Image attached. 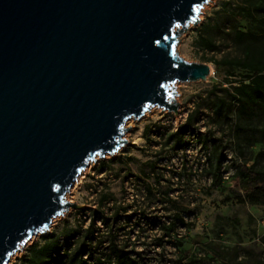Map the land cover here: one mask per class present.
Listing matches in <instances>:
<instances>
[{
    "label": "water",
    "instance_id": "95a60500",
    "mask_svg": "<svg viewBox=\"0 0 264 264\" xmlns=\"http://www.w3.org/2000/svg\"><path fill=\"white\" fill-rule=\"evenodd\" d=\"M209 2L0 0V264L85 207L67 194L129 119L180 115L177 83L213 72L177 48Z\"/></svg>",
    "mask_w": 264,
    "mask_h": 264
},
{
    "label": "rangeland",
    "instance_id": "374dc122",
    "mask_svg": "<svg viewBox=\"0 0 264 264\" xmlns=\"http://www.w3.org/2000/svg\"><path fill=\"white\" fill-rule=\"evenodd\" d=\"M242 3L243 0H210L202 8L201 22L191 25L181 36L177 47L180 54L187 60L210 64L213 72L206 81L177 83L180 115L153 107L140 120L129 119L126 127L131 128L125 134L128 143L115 155L98 157L92 162L67 194L68 200L84 205L87 210L71 208L55 218L47 233L33 236L9 263L16 264L18 260L23 263L24 256L31 255V249L56 236L62 239L64 233L77 229L80 224L86 227L102 193H111L117 204L129 205L128 212L117 221L121 239L131 237L137 241L135 237L141 235V241L144 237L151 241L163 233L160 217L168 221V215L184 206L188 209L187 220L195 221V226L188 230L178 228L176 233L185 237L183 251L188 250L190 258L202 261L197 264L264 263V204L240 202L233 192L238 169L234 163L264 169V121L241 120L257 129L255 141L247 145L234 134L236 106L229 119L220 118L214 112L216 97H226L225 89L232 87L227 79L237 81L234 84L237 85L243 72L237 70L236 75L227 78L224 69L216 70L212 59L243 56L244 46L236 40V31L258 33L260 29L257 20L236 14ZM199 34L208 36L218 47L213 51L197 48L195 40ZM195 109L200 110L197 127L202 134L197 131L195 135L188 134L189 144L185 149L174 150L171 143L166 145L167 136ZM211 137L222 138L225 146L223 173L218 180H213L214 168L209 165V156L214 150ZM239 142L242 149L238 147ZM145 183L154 187V197L147 196ZM166 190L170 191L169 202L165 203L170 211L161 208L162 191ZM140 210L146 214L140 215ZM133 211L137 215L128 219L127 214ZM97 226L102 227V221ZM74 246L71 244L70 249ZM136 249L144 247L138 245ZM102 252L103 249L99 253ZM183 253L169 244L164 249L150 244L142 257L155 262L164 255L169 264H175Z\"/></svg>",
    "mask_w": 264,
    "mask_h": 264
},
{
    "label": "trees",
    "instance_id": "16d2710c",
    "mask_svg": "<svg viewBox=\"0 0 264 264\" xmlns=\"http://www.w3.org/2000/svg\"><path fill=\"white\" fill-rule=\"evenodd\" d=\"M236 14L257 20L260 29L258 33L236 31V40L244 46L243 56L221 60L212 59L216 70L224 69L227 78L236 75L237 70L243 72L237 85H234L237 81L227 79L232 86L231 89H225L229 99L227 96H217L214 101V112L220 118L229 119L236 106L234 134L239 141L251 145L256 139L257 129L241 120L253 121L258 118L264 121V0H243ZM195 45L203 51H213L218 47L212 39L201 34L197 36ZM199 112V109L189 112L178 129L167 136L165 144L171 143L174 150L185 149L189 144V140H186L188 134L192 132L195 135V131H197V134L201 135L202 133L197 127L200 121ZM158 132L162 134V132ZM262 133H264V128ZM211 139L214 141V150L213 154L209 156V165L214 168L213 180H218L223 173L222 166L226 158L225 146L222 138L211 137ZM238 147L242 149V142H239ZM234 166L238 168L235 181L236 189L233 191L235 198L240 202L264 204V169H255L244 163H234ZM144 190L148 197L155 196L154 187L151 184L145 183ZM111 196V193L101 194L97 207L91 210L92 216L86 227L80 224L77 229L64 233L62 239L56 236L42 246L31 249V255L24 256L23 264H169L164 255L155 262H149L142 257L144 249L150 244L163 249L166 244H169L184 252L181 257L175 260V264L202 262L200 259L190 258L188 250L183 251L185 237L176 233L178 228L184 227L188 230L195 226V221L187 220L188 209L186 207L182 206L173 215H168V221L161 220L160 217L159 222L163 230L161 235L152 238L149 242L145 237L141 241L142 236L137 235L135 237L137 241L136 239L132 241L131 237L121 239L117 234V229L121 228L117 227V221L121 215H124L123 213L128 212L129 205L117 204L115 198ZM162 196L161 208L167 211L172 210L165 204L169 202L167 198L169 199L170 191H162ZM110 202H113L112 206L109 205ZM112 209L113 211H111ZM86 210L87 208H83L80 211L85 212ZM134 212L136 211L127 214V218L132 219L137 215V213L134 215ZM144 214H146L145 211L140 215ZM98 221H102V227L97 226ZM103 228H106V231ZM71 244H75L73 249H70ZM138 245L143 246L144 249L137 250ZM101 249L104 252L99 253ZM258 264L264 263L258 262Z\"/></svg>",
    "mask_w": 264,
    "mask_h": 264
},
{
    "label": "snow or ice",
    "instance_id": "6c2138e0",
    "mask_svg": "<svg viewBox=\"0 0 264 264\" xmlns=\"http://www.w3.org/2000/svg\"><path fill=\"white\" fill-rule=\"evenodd\" d=\"M200 8H201V5H199V4H197V5L194 6V10H195L197 13H199ZM178 27H179V25H178Z\"/></svg>",
    "mask_w": 264,
    "mask_h": 264
},
{
    "label": "built area",
    "instance_id": "2783aa9c",
    "mask_svg": "<svg viewBox=\"0 0 264 264\" xmlns=\"http://www.w3.org/2000/svg\"><path fill=\"white\" fill-rule=\"evenodd\" d=\"M23 263L20 260L16 261V264H23ZM26 264H28V263H26Z\"/></svg>",
    "mask_w": 264,
    "mask_h": 264
},
{
    "label": "bare ground",
    "instance_id": "6f19581e",
    "mask_svg": "<svg viewBox=\"0 0 264 264\" xmlns=\"http://www.w3.org/2000/svg\"><path fill=\"white\" fill-rule=\"evenodd\" d=\"M80 179H81V177L79 176L78 181H80ZM74 184H75V183H74ZM75 185H77V183H76ZM9 264H11V263H9Z\"/></svg>",
    "mask_w": 264,
    "mask_h": 264
}]
</instances>
